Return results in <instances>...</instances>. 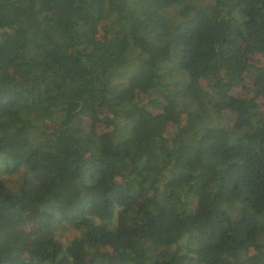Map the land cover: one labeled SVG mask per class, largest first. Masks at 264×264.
Segmentation results:
<instances>
[{
	"label": "trees",
	"instance_id": "1",
	"mask_svg": "<svg viewBox=\"0 0 264 264\" xmlns=\"http://www.w3.org/2000/svg\"><path fill=\"white\" fill-rule=\"evenodd\" d=\"M255 54L264 0H0V264H264Z\"/></svg>",
	"mask_w": 264,
	"mask_h": 264
},
{
	"label": "rangeland",
	"instance_id": "2",
	"mask_svg": "<svg viewBox=\"0 0 264 264\" xmlns=\"http://www.w3.org/2000/svg\"><path fill=\"white\" fill-rule=\"evenodd\" d=\"M250 62L255 66H264V57L258 54L251 55ZM254 76L247 75L244 81L243 86L237 88L233 94L235 96H250L252 93V84H253Z\"/></svg>",
	"mask_w": 264,
	"mask_h": 264
}]
</instances>
